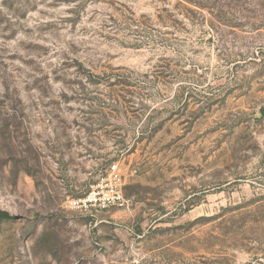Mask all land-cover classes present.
<instances>
[{"label": "rangeland", "instance_id": "374dc122", "mask_svg": "<svg viewBox=\"0 0 264 264\" xmlns=\"http://www.w3.org/2000/svg\"><path fill=\"white\" fill-rule=\"evenodd\" d=\"M4 214L0 264H264V0H0Z\"/></svg>", "mask_w": 264, "mask_h": 264}, {"label": "built area", "instance_id": "2783aa9c", "mask_svg": "<svg viewBox=\"0 0 264 264\" xmlns=\"http://www.w3.org/2000/svg\"><path fill=\"white\" fill-rule=\"evenodd\" d=\"M125 203L119 167L117 163H111L105 174L90 187L87 193L69 201V207L89 212L93 208L102 210L110 206H123Z\"/></svg>", "mask_w": 264, "mask_h": 264}, {"label": "trees", "instance_id": "16d2710c", "mask_svg": "<svg viewBox=\"0 0 264 264\" xmlns=\"http://www.w3.org/2000/svg\"><path fill=\"white\" fill-rule=\"evenodd\" d=\"M8 214H4V216H0V217H7Z\"/></svg>", "mask_w": 264, "mask_h": 264}]
</instances>
